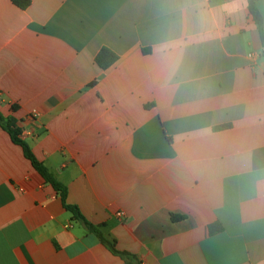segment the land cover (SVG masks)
Listing matches in <instances>:
<instances>
[{
    "label": "crops",
    "instance_id": "0c3cea01",
    "mask_svg": "<svg viewBox=\"0 0 264 264\" xmlns=\"http://www.w3.org/2000/svg\"><path fill=\"white\" fill-rule=\"evenodd\" d=\"M104 47L119 56L107 70ZM0 112L138 263L264 264V44L248 0H0ZM0 264H127L1 125Z\"/></svg>",
    "mask_w": 264,
    "mask_h": 264
},
{
    "label": "trees",
    "instance_id": "16d2710c",
    "mask_svg": "<svg viewBox=\"0 0 264 264\" xmlns=\"http://www.w3.org/2000/svg\"><path fill=\"white\" fill-rule=\"evenodd\" d=\"M11 1L13 2L14 5H16L18 8L22 10L28 9L32 4V0H11ZM248 2H249L250 13L253 16V19L259 28L260 35L264 44V20L257 6V0H248ZM118 60H119V56L114 51H112L107 47L102 48L98 53V55L96 56V63L100 68L104 70H107L110 67H112ZM0 125L4 130H6L10 134L13 142L16 143L17 145H20L23 148L26 158H28L32 162L34 168L42 175V177L46 180V182L50 183L54 187V189L59 193L64 207L72 214L75 220H78L80 223H82L90 233L95 234L100 239L102 244H104L110 251L125 259L127 264H140L137 262L138 258L136 255L118 250L116 246V242L114 240L108 239L102 233L99 226H95L91 224L83 216V214L81 213L80 209L77 206L71 205L67 202V197H68L67 186L56 179V177L49 171V169L35 157L30 146L23 139H21L20 136L22 133V129L18 125L17 119H15L14 117L7 118L0 112ZM223 230L224 227L220 223L210 226L211 234H216L222 232Z\"/></svg>",
    "mask_w": 264,
    "mask_h": 264
},
{
    "label": "built area",
    "instance_id": "2783aa9c",
    "mask_svg": "<svg viewBox=\"0 0 264 264\" xmlns=\"http://www.w3.org/2000/svg\"><path fill=\"white\" fill-rule=\"evenodd\" d=\"M250 56H253V55H250ZM123 214H124L123 212H119V213H118V216L122 217Z\"/></svg>",
    "mask_w": 264,
    "mask_h": 264
}]
</instances>
